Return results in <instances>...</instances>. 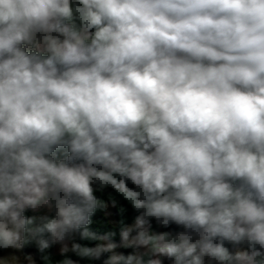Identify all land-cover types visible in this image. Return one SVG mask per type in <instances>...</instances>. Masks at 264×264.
<instances>
[{
  "label": "clouds",
  "instance_id": "obj_1",
  "mask_svg": "<svg viewBox=\"0 0 264 264\" xmlns=\"http://www.w3.org/2000/svg\"><path fill=\"white\" fill-rule=\"evenodd\" d=\"M0 264H264V0H0Z\"/></svg>",
  "mask_w": 264,
  "mask_h": 264
}]
</instances>
